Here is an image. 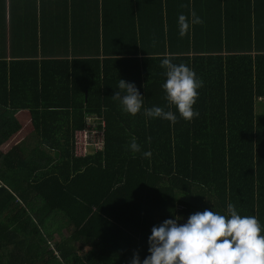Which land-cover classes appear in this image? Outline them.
Returning <instances> with one entry per match:
<instances>
[{
	"label": "trees",
	"instance_id": "trees-1",
	"mask_svg": "<svg viewBox=\"0 0 264 264\" xmlns=\"http://www.w3.org/2000/svg\"><path fill=\"white\" fill-rule=\"evenodd\" d=\"M9 1L0 0V264L142 261L153 226L206 208L225 214L229 203L264 226V0H112L101 7L106 26L133 16L116 39L99 37L100 0H83L80 13L58 0L45 20L30 3L19 16ZM226 2L238 5V26L249 19L246 46L221 37ZM181 13L202 21L183 37ZM77 24L92 31L75 34ZM165 55L203 81L190 122L131 116L112 97L122 78L145 107L167 111ZM24 109L33 134L5 150ZM89 117L106 121L104 149L76 157ZM133 137L141 152L129 150ZM78 245L89 251L79 256Z\"/></svg>",
	"mask_w": 264,
	"mask_h": 264
},
{
	"label": "clouds",
	"instance_id": "clouds-1",
	"mask_svg": "<svg viewBox=\"0 0 264 264\" xmlns=\"http://www.w3.org/2000/svg\"><path fill=\"white\" fill-rule=\"evenodd\" d=\"M202 23L191 14L177 17L179 36L183 37L192 24ZM165 69L164 83L168 110L160 106H144V96L134 82L119 78L113 99L121 110L131 116L142 114L150 119H162L171 123L177 120L176 113L186 121L199 116L194 108L203 81L189 66L173 63L165 55L160 61ZM174 106L175 112L172 111ZM133 153L141 152L135 137L128 144ZM150 158L151 151H143ZM179 217L165 219L151 229L148 237V253L142 261L134 253L130 264H264V226L255 216L241 215L233 204L226 206V213L204 209L190 214L184 223Z\"/></svg>",
	"mask_w": 264,
	"mask_h": 264
},
{
	"label": "crops",
	"instance_id": "crops-1",
	"mask_svg": "<svg viewBox=\"0 0 264 264\" xmlns=\"http://www.w3.org/2000/svg\"><path fill=\"white\" fill-rule=\"evenodd\" d=\"M31 4L32 6L35 7V15L39 18H41L42 20L47 19L48 17H53L56 16L58 14V0H14V1H9V5L14 6V9L16 12L19 13V16L22 15V7L26 8L24 9L23 13H26V9H27V5ZM61 6H63L64 8H66L67 6L70 7L69 12L70 13H80L81 11L79 10V8L81 7H87L86 2H84L83 0H69V2H61ZM103 4L106 5V9L111 10L112 8V4L113 1L110 0L109 2H104V0H100L99 1V5H100V16H99V37L103 38L104 36L110 39H116L119 37H122V35L125 32H129V30H133L132 28L128 27V31H127V26H124V20H125V16L128 15L130 16L129 19L132 20V15L130 14H126L121 18L116 17L114 24L110 25V27L106 26L107 21L109 19V16L106 17V19L103 21V15H102V6ZM225 6L229 7L228 9H225L224 13L226 17L228 18H235L238 15V11L234 8V4H229L228 2L225 3ZM238 5H236L235 7H237ZM86 11V10H85ZM90 13V12H89ZM109 14V13H108ZM240 14V13H239ZM243 15L246 18L245 14H240ZM220 12V16L218 17V19L220 18V21L222 22V25L225 27V24H229V27L226 31L225 34H223V36H221L222 38H226L228 40H231L232 44H243V46L245 43H247V40H249L250 38V28L246 26V22L249 21L248 17L246 19H244L245 24L243 27L238 26L237 25V21H234L232 19V21H228L226 19H224ZM22 21L24 22V18H21ZM135 20L138 22L139 20V16L136 15L135 16ZM39 28V27H38ZM139 26H137L136 31H139ZM78 24L73 27L72 26V32L73 33H83L86 34L88 33L87 30H89L90 32L92 31V28H88V29H83V30H79ZM20 31H23V26L20 27ZM78 31V32H77ZM75 33V34H76ZM238 35H243L245 37V40H243V43H239L236 42V37ZM139 45V44H138ZM117 50V47H111V51L115 52ZM8 110H12V105L11 103H9L8 105ZM3 111V110H1ZM5 112V111H3ZM15 119L17 121V123L19 124V126L21 127V130L18 134H15L12 138H10L3 146L2 148L7 150V148H11V146H15L18 142L23 141L24 139L29 138L32 134H33V126H32V122H31V117H30V113L28 111L21 110L17 113V115L15 116ZM27 122V126L23 125L22 123ZM14 141V142H13ZM30 142V141H28ZM38 143V141H37ZM89 251V247H84L82 245H78L77 247V254L79 256H84L87 252Z\"/></svg>",
	"mask_w": 264,
	"mask_h": 264
},
{
	"label": "built area",
	"instance_id": "built-area-1",
	"mask_svg": "<svg viewBox=\"0 0 264 264\" xmlns=\"http://www.w3.org/2000/svg\"><path fill=\"white\" fill-rule=\"evenodd\" d=\"M106 133V121L98 117L87 118L85 127L78 130L74 138V155L86 157L104 149Z\"/></svg>",
	"mask_w": 264,
	"mask_h": 264
},
{
	"label": "rangeland",
	"instance_id": "rangeland-1",
	"mask_svg": "<svg viewBox=\"0 0 264 264\" xmlns=\"http://www.w3.org/2000/svg\"><path fill=\"white\" fill-rule=\"evenodd\" d=\"M22 124H23V125H26V126L28 125L27 122H24V123H22ZM13 142H14V141H13ZM11 147H12V146H11ZM7 149H8V148H7Z\"/></svg>",
	"mask_w": 264,
	"mask_h": 264
}]
</instances>
